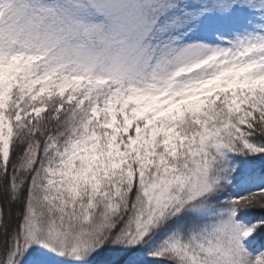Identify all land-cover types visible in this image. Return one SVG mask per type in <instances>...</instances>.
Instances as JSON below:
<instances>
[{"label":"snow or ice","instance_id":"1","mask_svg":"<svg viewBox=\"0 0 264 264\" xmlns=\"http://www.w3.org/2000/svg\"><path fill=\"white\" fill-rule=\"evenodd\" d=\"M0 264H264V0H0Z\"/></svg>","mask_w":264,"mask_h":264}]
</instances>
